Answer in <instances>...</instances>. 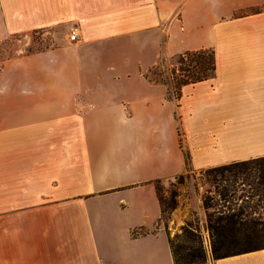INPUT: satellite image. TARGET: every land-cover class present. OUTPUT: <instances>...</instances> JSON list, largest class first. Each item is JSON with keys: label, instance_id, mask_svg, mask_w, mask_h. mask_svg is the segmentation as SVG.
Instances as JSON below:
<instances>
[{"label": "crops", "instance_id": "0c3cea01", "mask_svg": "<svg viewBox=\"0 0 264 264\" xmlns=\"http://www.w3.org/2000/svg\"><path fill=\"white\" fill-rule=\"evenodd\" d=\"M33 29L53 46L0 64V264H174L154 179L264 155V0H0V43ZM205 47L178 98L144 74Z\"/></svg>", "mask_w": 264, "mask_h": 264}, {"label": "rangeland", "instance_id": "374dc122", "mask_svg": "<svg viewBox=\"0 0 264 264\" xmlns=\"http://www.w3.org/2000/svg\"><path fill=\"white\" fill-rule=\"evenodd\" d=\"M51 46H53V39L46 30L33 29L32 31L24 33H16L10 38L1 41L0 64L6 66L8 69H13L14 66H19V57L21 55H32L35 52L45 50ZM159 61V67L156 69L158 74L155 76L165 79L166 83L164 84L167 86L171 97L175 98L172 92L175 79L170 73V68L175 61L173 54H163ZM37 65L39 70H37V73L36 70L33 71V78L42 77L45 84L51 83V72L48 68L45 69L42 67V61ZM20 76L19 72L10 73L12 81L19 80ZM48 91L49 90L45 89V94ZM12 108L14 109L16 107L13 106ZM175 117L178 121V115L175 114ZM177 125L179 126L178 122ZM262 165L264 166V162ZM205 168L207 167H187L180 173L163 177L158 181L157 193L158 196L162 198V208L165 211L155 228H165L169 232L170 237L173 238L175 234L181 231L182 225L188 224L191 229L199 233L206 254L211 253L212 255V238L208 228L209 214L212 213L211 218L215 220L219 212L222 211L221 205L226 203L222 199V185L224 181L212 179L211 175L204 172ZM250 174L251 176L247 179H254V181H257L259 178L256 176L260 174V171L253 168ZM244 175V172L240 173L235 184H237L238 188L243 187L244 192L251 191L249 187L250 184L246 183V181L240 183L241 179L245 177ZM240 192L239 189L236 195ZM204 197H207L211 204L208 208L204 206ZM249 202V207L243 209L240 206L239 200L238 203L233 206L234 210L239 213L241 217L248 213L254 218L253 220L255 223L253 225L259 230V234L255 241H253L255 242L253 247L257 245L264 246V198L260 199L258 195H256L252 200H249ZM224 221L225 220H223V222ZM176 242L188 244L189 241H186L184 237H180ZM233 250L234 249L231 247L229 253Z\"/></svg>", "mask_w": 264, "mask_h": 264}, {"label": "trees", "instance_id": "16d2710c", "mask_svg": "<svg viewBox=\"0 0 264 264\" xmlns=\"http://www.w3.org/2000/svg\"><path fill=\"white\" fill-rule=\"evenodd\" d=\"M175 59L174 64L170 68V73L174 80L173 96L178 98L181 94V86L185 83L194 82L197 80L205 79L214 76L215 74V56L214 50L211 47L186 49L173 54ZM160 61L153 64L145 71V76L156 82L166 83L165 79L155 76L158 74L156 69L159 67ZM167 97H171L169 90H167ZM181 141V137L179 138ZM264 155L252 157L248 159L235 160L228 163L209 166L204 169V172L212 176V179H220L223 183V201L222 211L213 220L212 213L209 214L208 228L212 238V255L214 258L225 257L228 255L246 252L256 248L264 247L263 245L255 246L253 241L257 238L259 230L253 225L255 221L250 214L246 213L245 216H239L235 212L234 205L240 200V206L244 209L249 207V200H252L256 195L260 199L264 198ZM253 168L260 171L254 179H247L251 176L250 172ZM244 172L240 183L250 184L251 191L244 192V188L237 187V178L239 174ZM228 174V175H227ZM255 177V176H254ZM161 178H155V187L157 192V183ZM240 193L236 195L237 191ZM158 196V193H157ZM227 196V197H226ZM161 205L162 198L158 196ZM244 201V202H243ZM204 206L208 208L211 206L207 197H204ZM162 208L161 217L164 213ZM223 220H225L223 222ZM227 229V230H224ZM140 230H143L142 228ZM227 231V232H225ZM147 231H142L146 233ZM135 235V232H132ZM180 237H184L188 244L176 242ZM172 257L174 264H197L204 263L207 260L206 250L203 247L202 240L197 231L190 228L188 224L181 226V231L175 236L169 237ZM234 249L229 253L230 248ZM237 248V249H236Z\"/></svg>", "mask_w": 264, "mask_h": 264}, {"label": "built area", "instance_id": "2783aa9c", "mask_svg": "<svg viewBox=\"0 0 264 264\" xmlns=\"http://www.w3.org/2000/svg\"><path fill=\"white\" fill-rule=\"evenodd\" d=\"M77 35V31H76V27H71V30H70V38L71 39H74Z\"/></svg>", "mask_w": 264, "mask_h": 264}]
</instances>
